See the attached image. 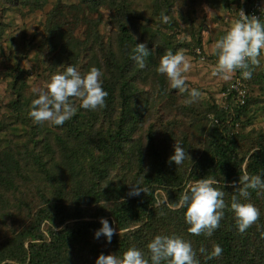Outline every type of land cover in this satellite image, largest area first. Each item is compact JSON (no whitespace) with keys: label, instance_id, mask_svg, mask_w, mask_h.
Here are the masks:
<instances>
[{"label":"rangeland","instance_id":"rangeland-1","mask_svg":"<svg viewBox=\"0 0 264 264\" xmlns=\"http://www.w3.org/2000/svg\"><path fill=\"white\" fill-rule=\"evenodd\" d=\"M231 6L229 0H98L94 4L88 0H0V154L7 150L19 158L20 151L26 154L19 160V174L16 170L10 175L7 170L0 173V243L28 223L24 209L39 206L42 195L51 197L61 190L63 203L72 210L74 190L95 188L100 191L98 198L78 206L83 217L67 218L62 225L46 220L42 241H49V228L78 221L108 222V229L91 232L89 240L96 251L79 246L68 256L76 264H124L111 240L121 241L141 224L120 229L112 209L132 189L139 171L142 181L152 174L145 135L150 125L156 148L165 149L167 158L187 148L179 167L185 185L191 184L187 173L208 138L212 105H223L221 88L233 74L223 58L231 45ZM121 23L133 41L153 53L155 61L150 64L155 66L139 64L131 69V108L143 113L144 119L133 120L128 134L119 140L120 147L108 157L98 150V137L109 142L108 136L117 130L119 99L117 88L105 109L99 99L102 78L107 74L111 78L112 72L102 46L119 55ZM262 44L252 61L260 72H264ZM262 78L251 83L249 106L235 131L241 155L253 152L264 137ZM20 83L25 121L12 108ZM79 111L88 125L81 127L84 135L74 137L58 124ZM55 134L65 148L55 141ZM7 177L11 184L6 186ZM237 186H227L232 189L230 199L222 196L215 209L179 220L170 214L167 226L158 225L155 233L141 234V239L130 242L145 252L133 263L149 264L146 260L151 256L156 264H228L219 235L227 230L236 236L233 244L247 251L233 264H263L260 257L251 255L256 246L264 245V206L254 204L245 188ZM255 192L264 196V189ZM155 194L158 205L167 202L164 191L157 189ZM40 240L29 238L24 248Z\"/></svg>","mask_w":264,"mask_h":264},{"label":"trees","instance_id":"trees-1","mask_svg":"<svg viewBox=\"0 0 264 264\" xmlns=\"http://www.w3.org/2000/svg\"><path fill=\"white\" fill-rule=\"evenodd\" d=\"M91 3H97L98 0H88ZM233 7L232 16L235 9L246 8L249 5L257 4L261 16L256 22L254 38L258 44L254 48L246 49V58L239 64L233 60L231 55V45L227 47L223 58L229 62L233 74L227 80L221 92L225 93L223 97V105H212L213 112L209 116L210 129L205 146L199 156L194 160L188 170L186 180L191 181L189 187L185 184V175L181 173L179 163L183 162L186 150H180L174 158H167L165 149L156 148L155 131L152 125L148 127L145 135L147 136V148L151 157L152 174L140 180V171L136 175L132 189L126 193L119 203L112 209V215L116 219L120 229H127L131 226L141 224L140 228L133 231L121 241L111 240L113 245L119 249V255L124 264H134L138 257L144 255L143 250H139L136 246H132L130 242L141 239V234L145 235L155 233L158 225L167 226V220L175 215L178 220L184 216H191L195 213L207 209H215L222 202V196L230 199L231 188H245L248 197L254 204L264 206V196L260 198L256 195V190L264 189V137L256 142L255 150L247 155H241L238 151L239 137L235 131L239 124V118L245 113L250 102V85L251 83H260L264 77L263 70L256 71L253 65V57L262 49L264 38V8L262 0H229ZM228 27L229 42L232 44L235 37L234 23ZM117 47L119 55L114 53L108 47L102 46V54L107 67L112 71L111 78H107L108 74L102 78L100 92V102L104 103L103 109L110 104L113 98L112 94L118 89V119L114 123L117 130L108 136L105 141L102 135L99 138L98 150L108 157L116 149L120 147V139L128 134L133 120H143L137 111H132L131 103L133 101V86L129 78L131 69L146 64V67L155 66L150 64L154 60L153 53L147 48H142L136 41L127 34L125 25L121 23L118 28ZM60 59L58 56L56 59ZM147 58V62L146 61ZM140 64V65H139ZM135 73L132 72L134 77ZM239 78L246 85V97L243 104L238 103L235 92L229 89V84L234 79ZM14 88V87H13ZM18 89V88H16ZM16 100L12 102L13 111L21 121H25L27 116L23 114V84L16 90ZM99 103V102H98ZM82 111L73 115L70 119L61 121L58 126L65 127L66 134L77 137L82 136V126L86 125V121L81 119ZM95 114V112H94ZM85 115V114H84ZM142 118V119H141ZM141 122V121H140ZM139 122V123H140ZM88 125V124H87ZM86 125V127H87ZM35 136V135H34ZM40 141L43 140L39 139ZM55 141L65 148L64 141L61 136L55 134ZM57 143V147L58 144ZM44 145V144H43ZM49 145L48 143L46 144ZM26 157L20 151L19 156L7 153L0 154V173L3 170L10 171V175L14 170L19 174V160ZM9 177V176H8ZM4 179L5 185H10V179ZM50 180V177L47 176ZM2 183V180L0 179ZM209 182V183H207ZM60 185V182L58 183ZM187 187V188H186ZM159 189L165 192L167 202L162 205L157 204L155 191ZM229 189V190H228ZM63 192L58 190L54 196L48 197L42 195V202L39 206L24 209L23 218L29 221L18 232H15L12 238L4 243H0V264H76L68 253L75 248L81 246L87 249V252H94L96 248L90 243L91 232L108 229V222H74L64 225L60 229L49 228V241H42V225L46 220L58 221L63 224L67 218L83 217L79 205L85 201H94L98 198L100 191L92 188L83 191L80 187L72 192L75 207L69 210L63 203ZM235 194V193H234ZM232 200L237 201L236 197ZM240 202V200H239ZM173 208V209H172ZM172 214V215H170ZM222 232L220 240V248L225 255L228 264L240 262L246 256L242 249L233 244L236 236L228 232ZM108 238V232H105ZM29 238L40 240L42 242L30 243L28 248H24V243ZM262 239L264 242V230L262 229ZM261 258L264 264V245L256 246L254 253L251 255ZM151 258V256H149ZM257 257V258H258ZM146 261L149 264H156L153 258ZM138 261V260H137Z\"/></svg>","mask_w":264,"mask_h":264},{"label":"built area","instance_id":"built-area-1","mask_svg":"<svg viewBox=\"0 0 264 264\" xmlns=\"http://www.w3.org/2000/svg\"><path fill=\"white\" fill-rule=\"evenodd\" d=\"M261 16L259 12V6L257 4L249 5L246 8L235 9L232 21L235 27L234 42L231 44V55L233 60L241 64L246 58V49L254 48L258 44V41L254 38V30L257 25L253 24ZM253 22V23H252ZM229 89L236 94L238 103L243 104L245 102L246 85L241 79L236 78L229 84ZM223 95L225 93L223 92Z\"/></svg>","mask_w":264,"mask_h":264}]
</instances>
